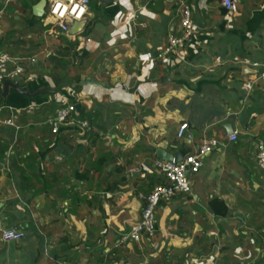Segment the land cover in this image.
Wrapping results in <instances>:
<instances>
[{
	"label": "crops",
	"instance_id": "1",
	"mask_svg": "<svg viewBox=\"0 0 264 264\" xmlns=\"http://www.w3.org/2000/svg\"><path fill=\"white\" fill-rule=\"evenodd\" d=\"M41 4L0 0V53L23 62L14 82L34 95L0 88V264H264V0L231 11L220 0H91L90 30L75 37L49 31ZM183 4L203 28L181 58L158 59ZM66 82L76 87L40 93ZM68 104L73 119L54 134L47 121ZM212 138L220 146L191 193L158 207L156 235L122 243L165 182L154 162ZM5 229L25 236L6 242Z\"/></svg>",
	"mask_w": 264,
	"mask_h": 264
},
{
	"label": "built area",
	"instance_id": "2",
	"mask_svg": "<svg viewBox=\"0 0 264 264\" xmlns=\"http://www.w3.org/2000/svg\"><path fill=\"white\" fill-rule=\"evenodd\" d=\"M91 0H46V11L42 19L46 27H51L49 31L57 34L69 35L70 29L75 22H80L88 18ZM221 7L226 11H231L234 7V0H220ZM181 32L171 33L168 43L163 51L158 55V59L165 57L181 58L186 53L187 48L195 42L199 32L192 8L183 4L180 9ZM75 37V36H71ZM254 67L259 66L257 63ZM26 72L25 65L20 59L12 57L8 53H0V88L6 82L18 81ZM259 79L264 81V69L259 75ZM76 112L75 105H61L55 115L47 121L54 134L58 133L60 127L73 119ZM6 125L15 126L13 118L4 121ZM84 128H89V123H81ZM189 125L180 126L177 136L182 139L188 130ZM238 139V132L229 136V141L235 142ZM220 146L217 139L205 140L198 151L186 156L181 161L156 160L154 169L164 178L165 182L154 187V189L144 197V207L141 218L131 225L129 232L122 235V243H140L144 239H150L157 232V210L162 202H169L177 194H189L192 191V175L200 172L204 165V159ZM257 165L264 170V142L257 144ZM24 233L17 229H5L2 231V239L8 241H20Z\"/></svg>",
	"mask_w": 264,
	"mask_h": 264
},
{
	"label": "water",
	"instance_id": "3",
	"mask_svg": "<svg viewBox=\"0 0 264 264\" xmlns=\"http://www.w3.org/2000/svg\"><path fill=\"white\" fill-rule=\"evenodd\" d=\"M102 1H103V3H106L108 0H102ZM41 10H43V15H45V14H44V11L46 10V0H42V4H41V6H40V8H39V12H40ZM39 15H41V14L38 13V16H39ZM87 25H88V19H85V20L80 21V22H75V23L72 25L71 29H70L69 35H70V36H77V35L83 33V32L85 31ZM198 26H199L200 28H203V25H202V21H201V19L198 20ZM87 84L98 85V83H96L95 81H93V80H91V79H86L85 81H82V82L80 83L81 86H85V85H87ZM69 86H71V87L74 88V87H76V84H71V83H67V82H66V83H60L55 89H45L44 91H40V93H41V92L57 93V92L60 91L63 87H69ZM10 88L17 90L19 93L26 94L27 96H34V95H30V90H29V89H27V88H22V87L20 86V84L15 83V82H6V83L4 84V87H3V92H4L5 94H8ZM40 93H38V94H40ZM80 107H81V106L78 105L77 108L80 109ZM174 158H175L176 161H178V160L176 159V156H174Z\"/></svg>",
	"mask_w": 264,
	"mask_h": 264
},
{
	"label": "trees",
	"instance_id": "4",
	"mask_svg": "<svg viewBox=\"0 0 264 264\" xmlns=\"http://www.w3.org/2000/svg\"><path fill=\"white\" fill-rule=\"evenodd\" d=\"M90 27L89 26L87 29H86V33L87 34L90 30ZM210 206H211V209L212 211L217 214V215H220V216H226L228 214V207L226 206V204L222 201H219V200H213L211 203H210Z\"/></svg>",
	"mask_w": 264,
	"mask_h": 264
},
{
	"label": "rangeland",
	"instance_id": "5",
	"mask_svg": "<svg viewBox=\"0 0 264 264\" xmlns=\"http://www.w3.org/2000/svg\"><path fill=\"white\" fill-rule=\"evenodd\" d=\"M51 27H48V29H50Z\"/></svg>",
	"mask_w": 264,
	"mask_h": 264
}]
</instances>
